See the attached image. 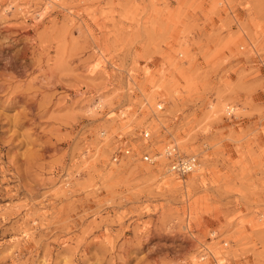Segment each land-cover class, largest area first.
Segmentation results:
<instances>
[{
  "label": "rangeland",
  "instance_id": "rangeland-1",
  "mask_svg": "<svg viewBox=\"0 0 264 264\" xmlns=\"http://www.w3.org/2000/svg\"><path fill=\"white\" fill-rule=\"evenodd\" d=\"M0 264H264V0H0Z\"/></svg>",
  "mask_w": 264,
  "mask_h": 264
},
{
  "label": "built area",
  "instance_id": "built-area-1",
  "mask_svg": "<svg viewBox=\"0 0 264 264\" xmlns=\"http://www.w3.org/2000/svg\"><path fill=\"white\" fill-rule=\"evenodd\" d=\"M126 153L127 151L124 150V154ZM164 156L168 161L167 167L177 176L186 175L191 171L194 164L196 163V159H194V157L177 155L176 149L174 147H171L168 152L166 151ZM142 159L147 162L151 161L147 155H143Z\"/></svg>",
  "mask_w": 264,
  "mask_h": 264
},
{
  "label": "bare ground",
  "instance_id": "bare-ground-1",
  "mask_svg": "<svg viewBox=\"0 0 264 264\" xmlns=\"http://www.w3.org/2000/svg\"><path fill=\"white\" fill-rule=\"evenodd\" d=\"M173 147L176 149L175 146H173ZM170 148H171V147H169L168 150H170ZM166 150H167V149H166ZM168 150H167V152H168ZM127 153H128V151H127ZM190 157H194V159H196V157L193 156V155H191ZM196 165H197V161H196V163L194 164L193 168H195ZM193 168L191 169V171L194 170ZM169 170H170V169H169ZM169 170L166 169L167 172H169ZM170 171H171V170H170ZM191 171H190V172H191ZM171 172H172V171H171ZM188 173H189V172H188Z\"/></svg>",
  "mask_w": 264,
  "mask_h": 264
}]
</instances>
